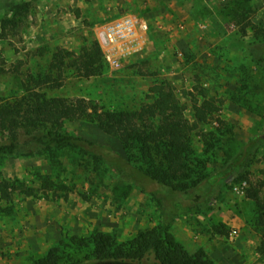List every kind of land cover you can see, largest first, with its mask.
I'll list each match as a JSON object with an SVG mask.
<instances>
[{
  "label": "rangeland",
  "instance_id": "rangeland-1",
  "mask_svg": "<svg viewBox=\"0 0 264 264\" xmlns=\"http://www.w3.org/2000/svg\"><path fill=\"white\" fill-rule=\"evenodd\" d=\"M121 17L133 20L136 39L108 49L99 31ZM91 41L100 47L105 73L83 78L70 60ZM257 45L264 48V0H0V106L21 100L27 75L48 69L56 52L64 58L62 85L47 95L84 98L97 111L138 110L163 83L189 122L205 100L218 109L198 123L190 143L219 175L217 185L206 180L196 190L207 196L193 212L185 210L189 201L170 199L146 180L143 192L70 149L7 156L0 178L16 187L10 199L0 197V264H34L62 236L94 229L127 241L155 228L163 213L184 247H201L216 264L235 257L264 264L257 256L264 254L257 224L264 213V65L255 63ZM61 127L125 154L91 117ZM9 134L0 127V146ZM25 137L21 129L18 138ZM250 188L258 189L261 210L246 196ZM82 264L160 263L147 250L137 258Z\"/></svg>",
  "mask_w": 264,
  "mask_h": 264
},
{
  "label": "trees",
  "instance_id": "trees-1",
  "mask_svg": "<svg viewBox=\"0 0 264 264\" xmlns=\"http://www.w3.org/2000/svg\"><path fill=\"white\" fill-rule=\"evenodd\" d=\"M253 55L257 56L255 63L264 65L262 45L254 48ZM102 56L98 43L91 41L70 61L79 76L102 77L105 73ZM58 57L56 52L45 71L27 75L21 100L0 106V127L10 133V142L0 146V161L7 156L70 149L95 165L107 166L143 192H146L143 185L146 180V185H154V191L160 188L166 190L170 199L181 197L189 201L184 206L185 210L201 211L200 200L207 194L196 190L206 180L210 186L217 185L219 175H212L207 169L205 157L192 147L190 139L198 123L206 122L211 113L218 110L213 103L205 100L199 106L195 105V121L189 122L173 93L160 83L151 88L153 102L142 105L138 110L128 111L113 106L97 111L84 98L47 95L49 88L62 85L60 71L64 58L62 55ZM85 117H91L105 133L117 137L125 154L61 127L65 120ZM217 122L223 124L220 120ZM21 129H25L26 137L20 140ZM15 187L9 179L0 178V197L10 199ZM154 191L148 193L153 194ZM258 195L256 188L246 190V196L253 199L261 210L263 207ZM162 215L155 228L127 241L97 229L82 235L62 236L34 264H82L89 259L122 260L140 257L147 250H153L160 264H216L201 247H184L169 231L164 213ZM257 224L262 226L260 251H263L264 213L258 216ZM217 232L227 234L226 230Z\"/></svg>",
  "mask_w": 264,
  "mask_h": 264
},
{
  "label": "built area",
  "instance_id": "built-area-1",
  "mask_svg": "<svg viewBox=\"0 0 264 264\" xmlns=\"http://www.w3.org/2000/svg\"><path fill=\"white\" fill-rule=\"evenodd\" d=\"M142 28L145 30L146 25H142ZM135 39V25L129 17H121L105 24L98 34L100 44L111 50L115 47L127 46L128 43L133 42Z\"/></svg>",
  "mask_w": 264,
  "mask_h": 264
},
{
  "label": "crops",
  "instance_id": "crops-1",
  "mask_svg": "<svg viewBox=\"0 0 264 264\" xmlns=\"http://www.w3.org/2000/svg\"><path fill=\"white\" fill-rule=\"evenodd\" d=\"M257 256L262 257V259L264 258V254L263 253H260ZM233 259L235 260L236 264H263V263H260V262L257 263L255 261H252L251 259H249V260H245V259L244 260H239L236 257L233 258ZM222 261H224V262H222ZM258 261H260V259ZM235 263L231 262V260H229L227 258H222L221 262H220V264H235Z\"/></svg>",
  "mask_w": 264,
  "mask_h": 264
}]
</instances>
